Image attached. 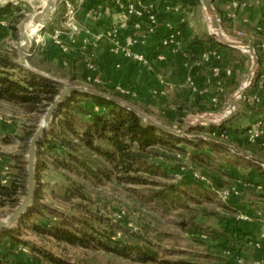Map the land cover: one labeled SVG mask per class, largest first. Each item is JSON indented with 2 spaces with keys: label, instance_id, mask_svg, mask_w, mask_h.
<instances>
[{
  "label": "rangeland",
  "instance_id": "1",
  "mask_svg": "<svg viewBox=\"0 0 264 264\" xmlns=\"http://www.w3.org/2000/svg\"><path fill=\"white\" fill-rule=\"evenodd\" d=\"M193 1L192 5L182 8L184 22L181 24L195 37H212L210 34L214 32L210 18L204 10L202 2L200 0ZM143 2L148 3L150 0H143ZM6 5L11 6L7 15L9 25L12 23L18 25L28 13L37 12L43 8L41 0H0V7ZM213 6H215L214 3ZM60 15L56 18V25H59L62 20ZM46 21H43L44 25ZM56 21L54 20V22ZM34 28L35 24L33 23L28 26L30 30H34ZM222 32L226 38L233 40L234 37L231 33L224 31L223 28ZM20 42L21 39H18L14 44L18 47ZM157 46L158 44L155 47ZM7 47L6 50L10 51L11 49V51L16 50L15 52H17V48L10 47V45ZM247 59L245 67L242 68V73L237 79L236 87L232 85V89L226 92L223 97H219V100L215 98L210 104L202 103L200 100H193L189 103L179 99L177 103L182 109L173 113L166 108L167 102L163 99L162 101H152L151 98L145 99L139 94V98L127 95L128 97L119 101L122 104L135 107L151 119L175 130H179L185 123H189L186 136L180 137L193 139L192 137L198 136L201 137L200 139L234 146L229 136L227 138L215 137L211 135L212 131H208L209 125L196 124V122L217 121L228 112L231 97L246 82L251 66V60ZM28 63L31 65L29 61ZM36 64L56 76L57 79L69 76L68 65L59 67L41 62ZM163 74L167 77L166 71ZM69 83L74 86L91 88L88 84L75 78L71 79ZM61 89L62 85L60 84ZM241 99L242 95L237 97L236 106ZM168 103L173 104V100H168ZM46 109L41 108L31 114H26L21 107L0 101V178L3 182L8 177L16 175L22 167L25 166L26 170V155L30 141V137L27 139L26 133L27 131L35 132ZM178 113L183 115L180 123L176 122ZM179 145L183 150L159 147L155 149L156 156L151 158L150 162L161 168L158 170V174L151 178L156 181V186L178 185L183 189L191 187L190 181L195 176L194 173L200 174L204 171L199 163L200 159L192 157L195 154H208L213 164L222 165L229 172L234 171L227 166L228 161L235 160L231 155H221L220 152H213L206 146L193 148L186 144ZM235 149L237 148L235 147ZM40 159L44 161L45 167L38 172L36 179L37 194L34 196L32 204L34 210L24 217L23 214L10 228L5 229L12 233L17 244L14 254L10 256L12 264H55L46 260L44 254L52 255L64 264H152L118 257L94 248L69 245L32 229L33 225H52L62 221L72 229L86 226L89 230L93 228L103 232L109 231L115 235V239L122 242L136 241L151 244L159 252L160 257L191 258L200 264H239L234 255L222 252L214 245H209L207 238L187 231L192 229V221L195 225L209 228H220L224 225L226 214L222 209H218L221 205L218 196L217 202L214 204H200L184 199V207L182 204L173 206L171 203L167 209H164L158 206L156 201L150 200V195L157 189L153 185L93 184L81 178L72 169L61 165V160L64 158L59 152L45 149ZM259 166L261 165L259 164ZM236 171L237 179L231 180L239 188L236 200L241 205H252L253 201L264 193V186L261 185L258 188L257 184L247 178L248 169H237ZM25 178V188L19 189L15 196L17 202L12 204L10 201L3 200L0 204V220L6 218L25 195L27 170ZM247 200L252 202L249 204ZM202 207H206L208 211L213 210L216 214L208 211L204 213L201 210ZM254 209L256 208L254 207ZM184 221L191 222V224L184 228L181 225ZM90 226L92 228H89ZM2 233L0 230V239L3 238L2 242L4 241L2 245H7V239L3 237ZM250 254H243L242 264H250Z\"/></svg>",
  "mask_w": 264,
  "mask_h": 264
},
{
  "label": "trees",
  "instance_id": "2",
  "mask_svg": "<svg viewBox=\"0 0 264 264\" xmlns=\"http://www.w3.org/2000/svg\"><path fill=\"white\" fill-rule=\"evenodd\" d=\"M65 1V0H62ZM181 8L194 3L193 0H174ZM212 2L214 0H211ZM11 6L0 7V17L10 12ZM20 17V16H19ZM17 24H10L13 37L18 39ZM51 29V28H50ZM206 41H214L207 37ZM204 41L195 38L189 50L193 58L205 51ZM155 47L153 53L159 49ZM6 49L0 51V101L9 102L21 107L26 114H31L41 108H47L60 91V84L42 75L23 69L15 60L17 54ZM65 57V55H63ZM196 66L189 70L190 74L196 71ZM54 76V75H53ZM68 78L73 79L74 75L69 73ZM254 78H257V73ZM89 87L112 96L118 100L128 97L122 95L114 88L90 83ZM90 104L88 106L87 104ZM181 109V107H180ZM183 115L178 113L176 122H181ZM208 131H225L228 133H239L244 130L231 127L229 122L219 126H210ZM33 131H27L26 136L31 138ZM179 144H186L193 148L208 147L213 152L227 153L235 160L228 161L231 164L244 163L250 167H256L264 179V170L261 166L251 160L237 156L234 153L214 141L206 139H186L171 133L164 132L154 126L148 125L137 114L121 104L113 102L105 97L91 95L85 92H73L67 97L57 109L55 116L49 125L46 133L42 136L37 145L36 152V179L38 172L45 167L40 156L45 149L59 152L63 155L61 165L72 169L81 178L93 184L115 183L121 185H153L157 189L150 195V200L156 201L158 206L167 209L169 204H182L184 199L200 204H214L217 202V191L234 185L231 180L237 179L234 171L224 170L220 165L210 161L208 154H195L194 158L200 159L204 171L200 173L205 177L201 180L193 176L190 181L191 187L183 189L178 185L156 186L152 176L158 174L161 168L151 163L155 157L156 148L183 150ZM56 161V160H55ZM57 166V165H56ZM25 166L18 170L13 177L6 181L0 178V204L3 200L15 204V196L19 189L25 188ZM258 185V184H257ZM189 186V185H188ZM161 188V189H158ZM76 190V189H75ZM37 191L35 190V195ZM231 196L227 201L222 202L218 209L226 214L225 223L220 228H209L195 225L192 221L190 233L199 237L207 238L209 245L235 257H243L255 248V238L247 229L245 222L235 220L238 212L245 209L232 203ZM264 200V193L259 196ZM32 205L23 217L33 212ZM201 210L206 213V207ZM214 213V211H208ZM216 214V213H214ZM182 222V227L190 225ZM89 228H92L91 226ZM32 229L38 233H45L59 242L82 248H94L122 258H130L140 263L152 264H200L193 259H169L160 257L159 252L148 243L122 242L115 239V235L109 231L103 232L97 229L89 230L88 227L80 226L69 228L63 221L52 225H33ZM3 237L7 239L8 246L5 252H0V264H12L10 256L14 254L17 247L12 233L2 229ZM0 239V245L2 243ZM260 249V248H259ZM46 260L55 264H64L52 255L44 254Z\"/></svg>",
  "mask_w": 264,
  "mask_h": 264
},
{
  "label": "crops",
  "instance_id": "3",
  "mask_svg": "<svg viewBox=\"0 0 264 264\" xmlns=\"http://www.w3.org/2000/svg\"><path fill=\"white\" fill-rule=\"evenodd\" d=\"M152 1L154 0H150V2ZM232 1L234 0H214L212 2L215 5L214 8L220 19L221 27L233 35V40L252 46L259 58V65L254 73V76L257 73V78H253L250 86L243 93L241 101L235 107L233 116L227 121L231 127H237L244 131L227 134L234 146L220 142L215 143L229 149L231 153L259 165L252 158L264 163V136L254 143H249L246 141V130L258 120L264 119V0H248L245 6L238 8L231 6ZM155 2L159 13V23L155 32L152 34L146 32V26L143 23L141 30L135 33L141 39V44L136 48V51L147 55L148 65L113 54L105 39L96 37V34L125 19L124 14L113 5L112 0H86L78 11V31L73 36L63 29L64 1L56 0V7L44 25L47 31L44 29L42 32L44 42L43 44L33 42L28 61L35 69L56 79V76L40 68L36 63L41 62L59 67L68 65L69 73H72L75 79L88 85L97 83L114 89L120 87L129 91L133 97L139 98L140 94L145 99L151 98L152 101L166 100V108L173 113L182 109L177 103L179 99L189 103L193 100H200L202 103L210 104L215 98L219 100V97H223L226 92L232 89V85L236 87L237 79L242 73V68L245 67L247 58L251 60L250 54L240 48L224 46L213 37L214 41L195 37L181 24L184 22V16L179 4L174 0L161 2L155 0ZM96 7H100L103 12L100 19L91 13ZM231 12H234L235 16H231ZM7 15L0 17V51L20 39L19 31L18 39L13 37ZM59 15L62 20L59 25H56V18ZM135 20V18L127 20L129 31H131ZM170 27L180 30L178 49L173 53L167 51L165 60L158 62L154 58L153 48ZM56 30L62 31L60 39L69 47L67 54H63L59 46L53 42L52 35ZM195 38L204 41L205 51L193 58L189 47ZM204 55L206 58L203 57ZM18 60L17 56L15 61L18 63ZM65 61L66 64H64ZM89 63L93 65V69L88 67ZM194 65L196 71L190 74L189 70ZM164 71H166L167 77L164 76ZM188 77L192 79V85L188 83ZM60 79L66 82L70 81L69 78ZM131 94L129 96H132ZM168 100H173V104H169ZM87 105L90 106L89 103ZM220 154L230 156L227 153ZM227 166L234 170L236 175L237 169H248L247 178L258 184V188L261 185L264 186V179L256 167H250L244 163H228ZM236 199L237 197L232 198V203L245 209L244 213L250 215L251 220L245 222L247 229L253 233L255 241L260 242L261 245L260 249H253L248 253H251L250 264H264V200L258 197L252 205H241ZM247 202L250 204L252 201L247 200ZM3 242L0 245V252L7 250L8 241L7 245H2Z\"/></svg>",
  "mask_w": 264,
  "mask_h": 264
},
{
  "label": "built area",
  "instance_id": "4",
  "mask_svg": "<svg viewBox=\"0 0 264 264\" xmlns=\"http://www.w3.org/2000/svg\"><path fill=\"white\" fill-rule=\"evenodd\" d=\"M86 0H65V12L63 19V29L70 32L73 36L77 33V15L79 9L85 3ZM157 1V0H156ZM248 0H234L232 1L231 6L233 8H238L245 6ZM113 5L119 9L125 16V19L121 20L116 25H113L104 31L96 34L97 38H103L109 44V50L118 56L130 58L134 61H137L143 65H148V57L146 54L136 51V48L141 44V39L139 35L135 34L137 31L141 30L142 24L145 23L146 32L152 34L155 32L156 27L159 23V13L157 10V3L154 1L145 3L143 0H112ZM97 19H100L103 16V12L100 7H96L91 11ZM231 16H235L234 12L230 13ZM129 18H135L136 20L132 24V29L129 31V25L127 20ZM43 27H40L37 34L34 35L33 42L35 44H43L44 35L42 34ZM129 31V32H128ZM61 30L54 31L52 38L53 42L59 46L63 54L69 52V47L62 43L60 39ZM180 35V30L174 27H170L168 31L164 34L163 37L158 42L159 49L156 50L154 58L158 62H162L166 58V52H176L179 46L178 37ZM10 47L17 48V45L10 43ZM10 49V48H9ZM11 51V49H10ZM206 58V56H203ZM66 64V61L64 62ZM90 69H93L92 64H87ZM216 71V70H215ZM216 73V72H215ZM163 81V80H161ZM190 85L193 84V81L190 77L187 79ZM122 95H130L129 91H125L120 87L115 89ZM132 95V94H131ZM256 101V99H254ZM211 135L227 138V133L225 131H212ZM264 136V119L258 120L256 123L251 125L246 130V141L249 143H254ZM195 177L205 180V177L201 174L194 173ZM239 188L236 185H231L220 189L217 191L218 198L225 202L231 196H238ZM235 220L240 222H247L251 220V217L247 213L238 212L235 215ZM264 236V235H263ZM255 248H260V242L256 241L254 243ZM237 263L242 264L243 258L236 257Z\"/></svg>",
  "mask_w": 264,
  "mask_h": 264
},
{
  "label": "water",
  "instance_id": "5",
  "mask_svg": "<svg viewBox=\"0 0 264 264\" xmlns=\"http://www.w3.org/2000/svg\"><path fill=\"white\" fill-rule=\"evenodd\" d=\"M202 2L203 8L208 14L211 22V26L216 30V33L210 34L212 37L220 44L224 46H229L233 48H240L243 51L250 54L252 64L251 67L247 73V79L245 84L240 87L234 96L231 97L229 106H228V112L220 119L216 120H203V121H197L196 124H207L209 126H219L228 120L231 119L235 112L236 107V99L237 97L243 95V93L248 89L250 86L253 75L255 71L257 70V67L259 65V58L254 50V48L246 43L228 39L225 37V35L222 32V28L220 25V19L216 13V10L213 6V3L211 0H200ZM56 0H46V3L42 9H40L37 12L28 13L17 25V29L19 31L21 42L18 46L17 50V56L19 59V65L21 67H24L28 69L29 71H32L36 74L42 75L44 77H47L59 84L62 85V89L59 91L57 96L54 98V100L51 102V104L47 107L46 112L41 120L40 125L35 130L33 135L30 138L28 149H27V155H26V170H27V186H26V193L23 196L22 200L17 204V206L12 210V212L4 219L0 220V230L2 229H8L10 228L14 222H16L33 204L34 196H35V190H36V174H35V166H36V152H37V145L39 141L41 140L44 133L47 132L49 125L51 124L55 113L57 109L62 105L64 100L70 96L73 92H85L91 95H97L100 97H105L113 102H116L118 104L123 105L127 109L131 110L135 114H137L139 117H141L144 122L148 125L154 126L157 129H160L164 132L171 133L177 136H186V130L189 127V123H185L181 129L175 130L173 128H170L158 121H155L136 109L133 106L122 104L118 99L106 95L102 92H99L95 89L91 88H85L81 86H74L71 85L69 82L62 81L56 78H53L49 76L48 74L41 72L34 67H32L28 63V56L31 54L30 50L33 47V38L34 35H31L29 33V29L27 27L28 23L33 24H40V27L44 26L43 21L48 20L50 16L52 15L54 9H55ZM194 140H198L201 137L194 136L192 137ZM215 142V141H214ZM218 143V142H217ZM252 160L258 162L262 165L264 168V163L258 159L252 158Z\"/></svg>",
  "mask_w": 264,
  "mask_h": 264
},
{
  "label": "bare ground",
  "instance_id": "6",
  "mask_svg": "<svg viewBox=\"0 0 264 264\" xmlns=\"http://www.w3.org/2000/svg\"><path fill=\"white\" fill-rule=\"evenodd\" d=\"M45 3H46V0H43L42 1V5H43V7H44V5H45ZM30 24H32V23H28L27 25H30ZM35 29L34 30H30L29 29V33L31 34V35H36L37 34V32H38V30H39V28H40V24H35ZM212 30L214 31V33H216V30H214V28L212 27Z\"/></svg>",
  "mask_w": 264,
  "mask_h": 264
}]
</instances>
